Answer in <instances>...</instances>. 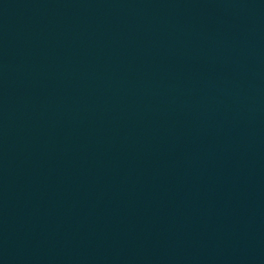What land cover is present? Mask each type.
<instances>
[{
	"label": "water",
	"instance_id": "1",
	"mask_svg": "<svg viewBox=\"0 0 264 264\" xmlns=\"http://www.w3.org/2000/svg\"><path fill=\"white\" fill-rule=\"evenodd\" d=\"M0 264H264V0H0Z\"/></svg>",
	"mask_w": 264,
	"mask_h": 264
}]
</instances>
